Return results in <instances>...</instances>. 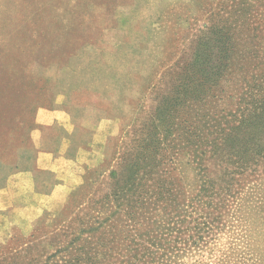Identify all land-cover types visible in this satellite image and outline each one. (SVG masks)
I'll list each match as a JSON object with an SVG mask.
<instances>
[{
	"label": "rangeland",
	"instance_id": "obj_1",
	"mask_svg": "<svg viewBox=\"0 0 264 264\" xmlns=\"http://www.w3.org/2000/svg\"><path fill=\"white\" fill-rule=\"evenodd\" d=\"M259 5L253 0H0L1 166L19 167L18 152L28 150V163L41 171L38 153L54 151L61 137L50 117L58 101L81 148L70 168L77 183L61 194V202H29L28 210L14 211L0 231V264H46L52 254L75 252L88 236H106L107 224L117 218L119 226L123 215L112 212L128 202L132 166L138 164L142 175L147 144L185 146L186 135L167 129L184 112L176 104L187 100L183 83L204 69L220 73L226 31L238 35L240 30L259 41L264 33ZM252 13L248 25L258 29H240ZM255 51L253 63L263 64L264 48ZM242 85L240 80L238 91L223 94L221 104L217 95L207 105L216 112L223 108V114L234 111ZM163 145L156 158L160 162L163 156L164 162L144 188L147 201L157 207L144 217L150 223L143 229L161 232L167 253L162 264H264V208L253 191L260 186L264 196V163L254 172L250 164L231 179L221 155L206 154L200 171L188 163L189 149L169 162L171 153ZM202 183L207 195L213 192L211 199L198 197ZM145 239L140 246L149 245ZM109 261L118 264V258Z\"/></svg>",
	"mask_w": 264,
	"mask_h": 264
},
{
	"label": "trees",
	"instance_id": "obj_2",
	"mask_svg": "<svg viewBox=\"0 0 264 264\" xmlns=\"http://www.w3.org/2000/svg\"><path fill=\"white\" fill-rule=\"evenodd\" d=\"M253 1L260 3L259 6H264V0ZM244 3L248 4V2ZM244 14L240 16L244 17ZM253 16L252 13L246 21H241L240 29L248 28L247 31L250 29L255 32L258 29V24L252 28L248 25L249 22L254 21ZM256 21L259 22L258 18ZM262 25L264 26V24ZM255 37L256 35L250 36L240 30L238 35H235L234 31H226L221 42L222 59L226 62L221 64L220 73L218 70L216 73H208L207 69H204L198 76H190L188 81L183 83L187 100L179 99L176 103L178 109L180 106L181 111L184 110L182 117H177V119L179 118L178 123L167 124L168 120L166 121V119L163 122L165 125L167 124L168 130L173 131L172 133H178L177 136L183 134L187 136L185 146H182L180 141H176L174 144L158 141L159 144L161 142V146L154 145L152 142L147 144L148 149L143 160L142 175L139 174L141 169L138 167L139 165H133L132 168L135 169L130 172L129 180L127 179L131 181L126 189L128 202L115 205L112 212L116 217L119 214L123 215L119 226L117 218L113 223L107 224L108 233H104L106 236L97 237L95 240L94 235L88 236L81 240V247L75 248V252L64 250L63 254H52L48 258L49 261H52L46 264H115L114 261H109L114 257L118 258V264L163 263L167 253L159 240L163 238L160 235L161 232L157 230L158 233L155 235L154 229H147L143 232V229L150 223L144 222V217L157 207L156 202L147 201V192L144 191V188L151 177L149 174H153V169L164 162L163 156L162 159L160 158V162L156 158L157 150L162 149L163 143L165 152L171 153L168 158L169 162H173L171 161L173 156H177L181 150L187 148L189 149L187 151L188 163L197 164L200 171L204 170L200 165L205 160L206 154H210L209 157L221 155V160L226 161L224 174L231 179L235 175H243L250 164L254 167L251 172H254L257 167L259 168V164L264 163V63L259 65L252 61L257 55L255 50L264 48V33L259 36V41L256 44L253 42ZM232 60L240 66L232 68ZM214 68L210 67L209 69L214 70ZM234 72L236 74L233 75ZM240 80L243 85L238 97L237 108L226 114H223V108L217 112L211 110V105L207 104H210V101L217 95L218 98H221L219 99L221 104L222 95H226L229 89L232 92L238 91L235 85ZM220 82H222V86H220ZM212 89L219 93L211 94ZM230 96L231 93L228 94V97ZM207 106L208 108H206ZM258 178L260 176L256 179ZM205 184L209 187L212 186L209 181ZM205 184H201V194L198 197L211 199L213 192L207 195ZM231 185L232 182L226 184L225 188ZM260 189V186H256L253 191L257 194ZM256 194L254 196L264 208V203H262L264 196L260 193ZM228 195L230 196V192ZM143 235L146 236L145 240L149 244L148 246H140L139 240ZM139 247L142 252H139Z\"/></svg>",
	"mask_w": 264,
	"mask_h": 264
},
{
	"label": "crops",
	"instance_id": "obj_3",
	"mask_svg": "<svg viewBox=\"0 0 264 264\" xmlns=\"http://www.w3.org/2000/svg\"><path fill=\"white\" fill-rule=\"evenodd\" d=\"M50 117L61 128V137L54 151L38 153L41 171L28 163V150L18 152L19 167L3 168L0 160V231L11 221L14 211L26 212L29 202H48L46 206L61 202V194L73 187L75 178L70 168L81 152L75 144L76 131L59 101Z\"/></svg>",
	"mask_w": 264,
	"mask_h": 264
}]
</instances>
